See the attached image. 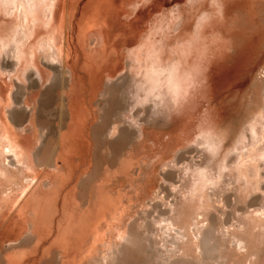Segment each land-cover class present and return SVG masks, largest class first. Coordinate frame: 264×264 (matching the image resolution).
<instances>
[{"label":"rangeland","instance_id":"374dc122","mask_svg":"<svg viewBox=\"0 0 264 264\" xmlns=\"http://www.w3.org/2000/svg\"><path fill=\"white\" fill-rule=\"evenodd\" d=\"M6 1L0 0V40L6 35H9L7 37L12 40L18 35L19 30L22 31L19 29V18L21 17L19 15L21 14L18 12V8ZM85 2L86 0H73V8L76 10L74 12L75 26L71 33V40L75 49H72L73 52H69V59L71 58L69 63L71 64L61 62L58 58H51L50 60L48 57L47 59L45 57L47 48L44 47L43 50V46L41 48L37 47L39 55L36 52V57H41L40 60L38 58L39 62H41L40 64L38 62L39 67L28 61L30 54L27 60L25 58L24 65L22 64L21 66L20 61L11 50V47L14 46L13 43H11L13 45L10 48L8 47L3 52H0V81L4 86L5 96V99L0 102V112L12 121V129L15 135L25 138L23 146L26 149L27 160L32 166L27 173L30 179L27 182V194L22 197L24 193H20V191L15 193L12 200L7 202L0 212V264H8V261H11L9 259H14L10 264H21L23 261V264L31 262L34 264V260L35 264H49V261L52 262L51 264H57L58 256L63 257L65 254L64 249H66L65 234L62 227L68 220H71V216L72 219L80 216L86 208H90L92 214V218L88 221L97 223L104 228H106L107 224L117 221L112 219V213H114L116 208L119 210L125 208L123 225L127 224L128 227H134L133 230L136 231V234H132L133 236L131 235L132 237L130 236L129 240L125 242L123 254L118 256V260L106 261L102 262V264H160V261L163 264H169L174 258L179 261V264H264V129L259 130L260 132L255 134L251 130L250 124H247L249 129H244L245 134H243L241 142L238 144L240 149L234 150L229 155L230 167H225L222 172L219 170L217 160H213L206 145L201 142L204 131L214 127L211 118L217 122V120L226 117L228 114L229 110L226 108L223 98L234 97L233 99L236 98L242 103L241 100H243L245 94V97H247L246 89L248 90L251 87L252 81L255 80L254 75L256 76L259 68L264 66V61L259 63V68L256 71L252 72L251 69L245 75L249 79L248 85L246 84L245 86H243L242 82L246 78L242 76L234 79L233 83L232 81L228 83L224 76L229 69L224 67L225 69L221 73L222 66L221 69L219 68L220 70L218 69V71L216 70L215 73L210 75L212 77L209 78V91L205 86L193 93L192 97L187 99V102L186 98H184L186 95H183L187 92L185 88L182 92L183 94H181L183 98L179 100H173L169 96L162 99L161 96L159 98L157 92L155 93L158 97L156 94L154 96L152 91L153 96H151V92L148 93L150 94L149 96H146L147 92L145 93V90L147 91L149 88L143 90L142 88L144 87L139 88V86H142L143 81L140 82L141 74L137 72L138 69L135 66L131 50L135 46L138 47L141 41H144L148 33L156 27V23H158L163 14L177 8L178 4L187 5L188 1L117 0L116 9L110 11L109 14L111 39L110 45L105 50L106 52L103 50L105 46H103L104 43L99 36L98 25L96 24L91 28L92 24L88 26L83 21H81V24L79 23L80 11H82V6ZM156 3H161L159 9H156ZM190 8L191 6H189L187 11ZM201 9L205 10V7L197 8L195 11L191 8V12L194 14V21H196L195 16H200V11L203 12ZM78 24L82 27L80 28ZM78 28L86 32L87 29L89 30L86 34ZM81 33H84L83 36L86 34L87 38L86 36L85 38L81 36L79 37L80 40L79 38L77 39V36L82 35ZM135 36H138L137 42L132 44L131 40ZM25 39H22V41H25ZM83 39H85L86 44H84ZM176 39L178 40L179 38ZM77 40L79 41L78 43ZM177 40L173 39L175 42ZM85 47L91 48V50H88V53L91 54L90 56H86L88 53ZM33 49L36 51L35 47L31 50L33 51ZM110 49H113V52ZM95 50L96 52H94ZM40 53H42V56H40ZM101 53H106V55L103 54L105 60L102 59ZM108 54L111 55L109 56ZM91 56H96L97 61ZM91 58L92 60H89ZM98 58L101 59L99 63L98 60L100 59ZM129 60L134 61L131 66L129 65ZM92 61L95 66L96 63L100 64V68L99 66L95 67ZM102 65L104 67L101 73ZM67 66L72 69V72ZM92 67L95 70L92 69L90 71ZM39 68H42L44 72L39 71L41 70ZM40 72L44 76H41ZM87 72H89V75ZM92 73L95 75L91 76ZM87 75L89 81L87 80ZM129 75L132 77V87H129ZM96 76H98L99 80ZM93 79L96 83L91 81ZM90 81L91 83H88ZM81 82L84 84H81ZM86 83L88 84L85 85ZM224 84L228 85L229 88L226 85L224 86ZM72 85L74 88H72ZM89 86L91 88L95 87L91 90ZM231 87L233 88L232 90L230 89ZM87 89L89 90L86 93ZM224 89H226L225 92H223ZM228 89L231 93L237 89L239 91L237 90L238 94H235V96ZM81 90L83 95H81ZM139 90H142L143 97H141ZM94 91L98 92L97 94L95 93L97 96L93 93ZM75 92L78 99L74 94ZM262 93L264 95V89ZM70 94L73 96L72 99ZM91 95H94V98ZM81 96L82 99L86 100L80 101ZM216 96L222 97L217 99L221 100L220 103L215 100L214 97ZM73 100L74 103L72 102ZM77 100L80 103H84L85 108L83 103H81V106L85 110L82 107L80 109V103ZM84 101H87L89 105ZM149 101L157 106L151 111L150 117L145 114L147 109H143L144 104ZM241 105L237 106L240 107V111L237 112L240 116L237 113L235 115L238 122L241 114L243 115L246 112V108H242ZM82 110L85 111L84 113L87 112V114L93 110V112H90L89 117H93V119L95 117L90 130V132L92 131L90 134L92 139L89 144L84 143L82 140V143L79 141L81 132L79 129H75L77 114L80 111L83 113ZM6 113L9 114L6 115ZM71 116H74L72 117L74 119ZM141 117H143V121H141ZM208 121H210L209 125ZM70 125L72 127L69 128L68 126ZM136 125H139V127L137 128ZM73 130H79V135L76 134L77 131L74 132ZM2 131L3 127L0 128V132ZM72 134L76 138L78 137L77 141H74L75 144L73 143L74 146L72 144L73 140L70 139L73 136ZM79 142L84 146L81 147ZM90 143H92L91 148ZM78 148L83 149L79 150ZM67 149L71 151L69 158H73V163L77 165L74 167L78 168L76 171L74 169V172L70 168L71 165L66 164L64 159ZM75 149L76 151H74ZM74 152H76V155L73 154ZM82 155L85 157H82ZM242 166L248 172H253L251 185H247L240 178L239 171H243ZM197 169L200 170L198 171ZM201 169L205 170L201 171ZM206 170V173H213V176H218L216 177L218 179H214V183L208 185L206 189L208 193L211 194L212 192L211 195L214 200L210 204L205 205L204 211L203 209L190 208V212H192V217H194L191 220L192 225L196 223L198 218L199 225L208 226L209 231L207 230V234L211 237L202 246L203 248L200 247L198 249L200 252L197 251L196 244H192L190 247L191 252L184 253L182 249L186 241L184 231L178 225L172 227L167 222L174 215L173 209L176 211L180 209L181 211L189 208V200L186 199L190 197L188 195H191V186L194 180L198 178V174ZM71 171L73 174H71ZM197 171L199 173L195 174ZM80 172L82 173L80 175L81 178L77 179L76 175L81 174ZM90 200L91 204H89ZM74 206H79L74 208L76 211H68L69 214L65 213L67 212L66 208L69 207V210ZM17 207L19 208L16 209ZM70 212L74 214L71 213V215ZM175 213L177 214L178 212ZM64 214L66 215L63 216ZM196 214H199L197 218ZM160 218L166 220H160ZM111 220L113 221L111 222ZM157 220L160 222L158 223ZM62 221L65 223H63L64 225L59 224ZM165 221L167 222L165 223ZM156 222L157 224H154ZM158 224L163 225L160 226ZM248 225L251 226L253 232L246 233L245 229H247ZM154 227V232L149 229H154ZM167 227L170 229L171 237L168 236L169 230ZM173 229L176 231L174 232ZM135 231L133 232L135 233ZM194 231L190 233L194 234ZM147 232H149L148 234L152 232L155 235L151 233V236L153 235L152 239L153 237L155 238L151 239V242L148 237L146 238L148 241L144 237L142 238V236H146ZM57 233L59 236L61 235L60 238ZM139 236L143 241L139 242ZM250 236L252 241L250 245H252L253 250L251 248V250L247 251L238 244L237 239L248 240L249 238L246 237ZM131 238H133L132 241L130 240ZM95 242L99 243L100 240H95ZM62 243L64 244L63 246ZM153 244H157V248L154 249V252H151L153 249L151 245ZM160 245L162 248H160ZM158 247L161 249L162 254ZM169 248L174 250L170 251ZM84 249L85 244L82 245L80 243L74 251L79 255L80 250ZM36 252L40 253V255ZM166 253L168 256L171 255V257L165 258L167 256ZM16 254L19 256L21 254L20 257L21 259L24 258V260L21 261L20 257L17 258ZM22 254H24V257ZM12 255H16L15 257L21 262L17 259L16 261ZM52 256L55 257L56 261ZM120 256L122 257L121 259L119 258ZM160 258L166 259V261ZM28 259L29 261H27Z\"/></svg>","mask_w":264,"mask_h":264},{"label":"bare ground","instance_id":"6f19581e","mask_svg":"<svg viewBox=\"0 0 264 264\" xmlns=\"http://www.w3.org/2000/svg\"><path fill=\"white\" fill-rule=\"evenodd\" d=\"M116 1L115 0H99V1L98 0H86L85 4L82 6V11H80V17H79V21H80L79 23L80 24H81V21H83L84 24L85 25L87 24L88 26L89 25L91 26V24H92L91 28H93V26L96 24L98 25L97 27H98V31H99V36L101 37V39L104 43L103 46H105V48L103 47L104 51L110 45L111 37H110L109 25H110L111 20H110L109 14H110V11H112L113 9H116V7H117ZM187 1H188L187 5L184 6L182 4H180V5L178 4L177 8L171 9L166 14H163L161 19H159L158 23H156L157 25L155 24L156 27L154 26L155 28H153V30L148 33V35L144 39V41L143 42L141 41L142 43L140 42L138 44V47L135 46V48H133L131 50V52L133 54V56H132L133 60L135 61V66L138 69L137 72L141 74L140 82L143 81L142 86H139V85L138 86H139V88L144 87V88H142V90L145 88H149V89H147V91L145 90V93L147 92L146 96H149L150 94H148V93L152 91V92H154L153 95L156 94L155 92H157V94L159 95V98H160V96L162 99L167 97L160 92V89L162 87V77H163L165 72L169 73L166 83H167L168 89L170 91L169 97L171 99H173V100L182 99L183 96H181V94H183L182 92L184 91V88H185V90L187 89L176 79V72L179 69V61L173 63L172 67L170 69L163 66L162 62H161V58L166 51L171 53L172 55H176L178 53L183 54L186 51H189L191 49L192 42H194L198 38V34H197V36H194L192 38V41H185L184 43L180 42L181 39L183 38V34L186 33L187 31L191 30L192 24L195 22L193 20L194 14L191 12V8L194 11L197 8L200 9L203 7H205V10H209V11L212 10V9H208V5L205 2V0H196L197 2L195 0H187ZM6 2H8L10 4L12 3L14 6H16V8H18V10H19L18 12L21 14V15L18 14L19 16H21L19 18L20 19L19 29H21L22 31L19 30L18 35L15 36V38L12 37L13 38L12 40L7 37L9 35L4 36L0 40V52H3V50L7 49L8 47L10 48L14 44V46L11 47L12 48L11 50L14 52L13 54H15V56L20 61L19 63L21 64V66H22V64L24 65L25 58L27 60L28 56L30 54V57H29L30 59H28V61H30L31 64L39 67L40 66L39 64L41 63V62H39V60L41 57L40 58L36 57L37 56L36 54L38 53L37 47L41 48L43 46V50H44V47L47 48V53L45 56V57H47V59H48V57L50 58V60H51V58H53V59L58 58L59 61H61V62L63 61L65 63H69V60L71 59V58L69 59V54H70L69 52L72 51V49H75V47H73V43L71 40V36H72L71 33L74 30V26H75L74 25V21H75L74 12L76 10L73 8L74 7L73 0H7ZM225 3H226L225 16L227 19V23L224 25L223 31L225 32V36L227 38L224 39L220 43V47L222 50H226L227 48L231 47L232 50L230 53H227L223 57V59H221V60H219L213 64L211 71L209 72V78L212 77L210 75L215 73L216 70L218 71L219 68L221 69L222 66H223V68L221 69V73H222V70L225 69L224 67H228L229 70L227 69L228 72L225 73L224 77H226V79L228 80V83H230L231 81L233 83L234 79H237L238 76L240 78H241V76L245 77V75L248 74L249 70L252 69L251 70L252 72L254 70L256 71L259 68V63L264 61V0H225ZM79 4H81V3H79ZM160 6H161V3H156V5H155L156 9H159ZM189 6H191V8L189 11H187L189 9ZM216 7H218V6H216V5L213 6V8H216ZM201 10H203V9H201ZM205 10H203V11H205ZM120 12H121V10H120ZM138 12H140V11L138 10ZM201 12L202 11H200V14H201ZM117 13H118V11H117ZM139 17H141V16H139ZM196 17H197V15L195 16V18ZM207 19H208L207 16H201L200 23L201 24L206 23ZM192 20H193V23H192ZM80 24H78V26ZM85 25H84V27L87 28V26H85ZM79 27L81 28L82 26L80 25ZM91 28H89V29H91ZM89 29H87V32ZM81 30L83 31V29H81ZM77 32H79V31H77ZM83 32H85L87 34L86 31H83ZM11 34H12V32H11ZM81 34L82 35L78 34L80 36H77V39L81 36L83 38H85L86 34L84 36H83L84 33H81ZM24 38H26L25 41H22V39H24ZM86 38H87V36H86ZM137 38H138V36H135L131 40V43L135 44L137 42ZM176 38H179V39L177 40ZM173 39L177 40L174 44H173ZM79 40H80V38H79ZM84 40L85 39H83V41ZM73 41H75V40H73ZM115 41H116V38H115ZM28 42H29V44H28ZM78 42L79 41L77 40V43ZM81 42H82V40H81ZM84 42H82V44ZM93 42H94V40H93ZM11 43H13V44H11ZM84 44H86V42ZM1 45H2V48H1ZM90 45H91V43H90ZM33 47H35L36 51L34 49H33V51L31 50ZM89 47H91V46H89ZM86 49L85 50L87 51V53H88V50H91V48L90 49L86 48ZM43 50H42V53H43ZM77 50L78 49L76 48V51ZM111 51L113 52V49ZM39 52H41V51H39ZM94 52H96V50ZM131 52H130V54H131ZM42 53H40V56H42L41 55ZM77 53H78V51H77ZM122 53H123V51H122ZM103 54L101 57H102V59L105 60V58H104L105 56H103ZM111 54H108V55L110 56ZM120 54H121V52H120ZM38 55H39V53H38ZM72 55H73V53H72ZM80 55H81V53H80ZM88 55L90 56L91 54L88 53L86 56H88ZM104 55H106V53ZM35 57L37 58V60ZM71 57H73V56H71ZM91 57L95 58L96 56H91ZM38 58H39V60H38ZM96 58H95V60H96ZM110 58H113V57H110ZM98 59H100V58H98ZM89 60H92V58ZM108 60H110V59H108ZM118 60H119V56H118ZM99 61H101V59L98 60V63H99ZM38 62H39V64H38ZM44 62H45V60H44ZM89 62L91 63V61H89ZM94 62H93V64L95 66ZM65 63H64V65H65ZM84 63H85V61H84ZM117 63H119V62H117ZM69 64H71V63H69ZM114 64H115V62H114ZM72 65H73V62H72ZM99 65L96 63L95 67H97ZM41 66H43V64H41ZM88 66H89V64H88ZM100 66H99V68H100ZM67 67H69V66H67ZM70 67H71V65H70ZM73 67H74V65H73ZM103 67L104 66L102 65L101 70L103 69ZM244 67H245V69H244ZM42 68H39V69H41L39 71L44 72ZM93 68L94 67H92L90 71H92ZM106 68H107V66H106ZM106 68H105V71H106ZM108 69H109V67H108ZM93 70H95V69H93ZM55 71H56V69H55ZM83 71H85V70H83ZM87 71H88V68H87ZM96 71H97V69H96ZM96 71L95 72L93 71V72L97 73ZM71 72H72V69H71ZM102 72H103V70L101 71V73ZM87 73L89 75V72H87ZM94 73H92L91 76L95 75ZM90 74H91V72H90ZM40 75L44 76V75H42V73ZM88 75L86 76L87 80H88ZM102 75H104V74H102ZM96 77L98 79V76H96ZM96 77H95V79H96ZM250 77H251V75H250ZM254 77H255V80L252 81L253 83L251 84V87L248 88V90L246 89V91H245V93H247V97H245L246 94H245L244 98L242 97L243 98V100H241L242 103L239 102L240 100H238L236 98H235L236 100L233 99L234 97L229 98V96H228V97L223 98V101L225 102L224 104L226 105V108L229 110L228 114H227L228 116L226 115V117H223L220 120H217V122H215L216 120H213V118H211L209 116L214 123V124H212V125H214V127L212 129H209V130L206 129L204 131V134L202 135V141L201 142H203V144L206 145V148L209 150L210 155L212 156L213 160L214 159L217 160V164H218L220 172L225 170L224 169L225 167H228V166L230 167V162L228 160L229 155L232 154L234 152V150L240 149L238 144H239V142H241V138L243 137V134H245L244 129L247 128V124H250L251 130L255 134L260 132L259 130L264 129V98H263L264 95L262 93V91L264 89V66H261L259 68L258 74L256 76L254 75ZM240 78H238V79H240ZM245 78H246V79H244L245 81H243V79H242V81L244 82V83L242 82L243 86H245L246 84L248 85V83H249L248 82L249 79H247V76ZM91 81L94 82L95 80L93 79ZM91 81L88 83H91ZM88 83H86L85 85H87ZM95 83H96V81H95ZM81 84H84V83L81 82ZM89 85H91V84H89ZM225 85L226 84H224V86ZM226 86H228V85H226ZM77 87H79V86H77ZM77 87H76V89H78ZM94 87L95 86H93L92 88H94ZM232 87L230 88L231 90L233 89ZM72 88H74L73 85H72ZM92 88H91V86H89V89L92 90ZM223 88H226V87H223ZM228 88H229V86H228ZM89 89L86 90V93L88 92ZM78 90L80 91V89H78ZM142 90L141 91L139 90V92L141 93ZM225 90L226 89H224L223 92H225ZM237 90H234L232 93L230 90L229 91L232 95H235V94H238L239 90L238 91ZM81 92H82V90H81ZM152 92H151V96H153ZM78 93L80 94V92H78ZM86 93L84 92V94H86ZM93 93L97 94L98 92L94 91ZM71 94H73V93H71ZM74 94L76 95V92ZM74 94H73V96H75ZM81 95H83V92ZM158 95H157V97H158ZM183 95H186V92ZM73 96L71 95V99ZM219 96L214 97L215 100H217L218 98H220V99L222 98ZM91 97L94 98V95L93 96L91 95ZM80 98H79L80 101L86 100V99H82V96ZM184 98H186V96ZM4 99H5L4 86L0 81V102ZM77 99H78V96H77ZM246 100H247V102H246ZM220 101L221 100H217V103L218 102L220 103ZM72 102L74 103V100ZM84 102L87 103V101H84ZM81 103H83V102H81ZM81 103H80V109L82 107ZM90 104H92V103H90ZM240 104H242L241 105L242 108H244V107L246 108V112L243 115L241 114V117L239 118V122H238L237 117H235V115L238 111H240V109H239L240 107H237ZM70 105H69V107H70ZM85 106H87V105H85ZM91 106H93V105H91ZM75 107H78V106H75ZM83 107H84V103H83ZM83 107H82V109L85 110L84 109L85 107L84 108ZM0 108H1V103H0ZM76 109H78V108H76ZM83 110H82L83 113H81V111H80V113L77 114V119H76L77 121H75L76 127L75 126L74 127H75V129H79L81 132V134L79 136V137H81V139L79 141L81 143L83 141L84 143L89 144V142H91V139H92V137L90 135L92 133V131L90 132V130H91V127L94 123L93 120H95V117H94V119H93V117L92 118L89 117L90 112H93V110L90 111L88 114H87V112L84 113L85 111H83ZM8 114L9 113H6V115H8ZM91 115H93V114L91 113ZM237 115L240 116V114H238V113H237ZM72 117H74V116H71V118ZM210 118H208V119H210ZM72 119H74V118H72ZM209 122L210 121H208V125H209ZM11 123H12V121L0 112V128L3 127V131L0 132V212L2 211V209L6 205V203L9 202L10 200H12L15 193H18L19 191H20V193H24L22 197H24V195L27 194V191H28L27 190V182H29V180H30L27 173L29 172V169L32 167V166H30V164L27 160L26 149L23 146L25 138H20L21 136L18 137L17 134L15 135V133L12 129ZM68 127L70 128L72 126L70 125ZM71 129H74V128H71ZM247 129H249V128H247ZM79 130H76L77 131L76 134H78V135L80 133V132L78 133ZM76 131H74V132H76ZM74 132H72V133H74ZM72 135H71L72 137L71 138L69 137V138L73 140V142L71 141L72 144L73 143L75 144L74 141H77L78 137L76 138V136L74 134H72ZM74 144H73V146H74ZM91 144L92 143H90V148H91ZM82 146H84V145L81 144V147ZM82 149L83 148H80L79 150H82ZM74 151H76V149ZM69 153H71V151H70V149H67V152L65 155L66 157H64V159L66 161V164L71 165V167L69 166L71 168V170L73 171L75 169V171H76V169H78V168L74 167L76 165V163L75 164L73 163L74 162L73 158L72 159L69 158ZM73 154L76 155V152H74ZM84 155H82V157ZM88 162H89V160H88ZM209 169H211V168H209ZM242 169H243V171H239V175H241L240 178L243 181H245V183L247 185H251V183L253 181V172H248V170L244 166H242ZM203 170H205V169H203ZM203 170L201 169V171H203ZM77 171H79V170H77ZM198 171L196 173L195 172L194 173L198 174L199 173ZM73 172L71 174H73ZM206 172H207V170L198 174L199 175L198 178H196L194 180V182L191 186V189H190L191 195H188L190 197L186 199V200H189V204H190L189 208L188 209L182 208L183 210H181V211H180V209H179V211H176L175 209H173L172 212L174 215H173L172 219L169 218L171 220H169L168 222L165 221V223L167 222L168 225H170L172 227L174 225H178L179 228L184 231V233L186 235V241L182 246L184 253H187L188 251L191 250L190 247L192 246V244H196L197 251H198V249L200 247L204 246L208 242L209 238L211 237V236L209 237V234H207L208 226H205L204 224L199 225V221H198L197 216H199L200 213L196 214V218H197L196 223H193L194 225H192L191 220L194 219V217H192V212H190V208L196 209V210H202L203 209V211H204V209L206 208L205 205L210 204L214 200V198L211 195L212 192L210 194L207 192L206 189L208 188V185H210L211 183H214L213 182L214 179L215 180L218 179V178L216 179V177H218V176L215 177V176H213L214 175L213 173H212L213 174L212 175V174L206 173ZM220 172H219V174H221ZM80 175H82V173L77 174L76 178L77 179L81 178ZM72 179H73V177H72ZM74 180L76 181V179H74ZM77 182H73V183H77ZM189 194H190V191H189ZM186 197H187V194H186ZM69 202H67V203H69ZM89 204H91V200L89 201ZM74 205H76V203H74ZM15 206H17V205L15 204ZM76 206L72 207L73 209L70 208L71 210L70 209L68 210V208H69L68 207V208H66L67 210L64 209L67 212H65V211L64 212L66 214L67 213L69 214L68 211L74 212L73 210L76 211V209H74V208L79 207V206L78 207H76ZM18 208L19 207H17L16 209H18ZM79 210H80V208H79ZM72 212H70V214ZM175 212H178V213L176 214ZM14 213H15V211H14ZM129 213H130V211H129ZM66 214H64L63 216H65ZM72 214H74V213H72ZM73 216H75V215H73ZM112 216H113L112 219H114V220L116 219L117 221L112 223V224H110V223L107 224L106 228L99 226V224H97V223H91L88 221L92 218L90 208H86V210L78 217H75L72 219V216H71V218H70L71 220H68V222H66V224L63 221H62V223H60L61 222L60 221L59 224H61V225L63 223L65 224V225L63 224L65 227L64 226L62 227L64 229V234H65V244H66V249H64L65 254L63 257L58 256L57 261L55 260V257H54L56 255L52 256V258L54 257V260L56 261L57 264H102V262H106V261L107 262L108 261L110 262L112 260L115 261V259H117L119 255L123 254L125 242H127L129 240V238L132 234L135 235L136 231L133 230L134 227H132V228L128 227L127 224L123 225L124 216H125V208H122L120 210L118 208H116L114 213H112ZM164 216H166V215H164ZM66 217H68V216H66ZM165 218H167V216ZM162 219H164V218H162ZM162 219L160 218V220H162ZM164 220H166V219H164ZM112 221L113 220H111V222ZM159 222L160 221H158V223ZM190 222H191V224H190ZM163 223H164V221H163ZM154 224H157V222ZM158 225H160V224H158ZM161 225H163V224H161ZM129 226H131V225H129ZM192 226H194V227L192 228ZM58 227L60 228V226H58ZM58 227H57V231H58ZM152 228H149V229H151L154 232L155 227H154V229H152ZM168 230H169L168 236L171 237L170 229L168 228ZM243 230H244V228H243ZM133 231H135V233ZM173 231H174V229H173ZM191 231H194V234H191L190 233ZM245 231H246V233L253 232L251 226H249V225H248L247 229H245ZM148 233L149 232H147L146 236H142V235H140V236H142V238L144 237L145 239L148 237V239L151 242L153 239H155L154 237L152 239V236L154 234L151 232L153 234L151 236V233L150 234H148ZM181 233H182V231H181ZM39 235H40V233H39ZM148 235H150L151 237ZM180 235H182V234H180ZM58 236H59V234H58ZM60 236H59V238H60ZM140 236H139L140 241L138 240L139 242L143 241L142 239H140ZM247 236H248V234H247ZM176 237L178 238V236H176ZM135 238H136V236H135ZM183 238H184V236H183ZM246 238H249L248 239L249 241L244 240V239H237L238 244L240 246L244 247L247 251L251 250V248L253 250V247H251L252 245H250V244H252V241L250 239L251 236L246 237ZM57 239H58V237H57ZM95 240H98V241L100 240V242L96 243ZM130 240L132 241L133 238H131ZM131 241H129V242H131ZM247 241H248V243H247ZM250 241H251V243H249ZM45 242H46V240H45ZM155 242H157V241H155ZM63 243H62V246L64 245ZM80 243L82 245L85 244V249L82 251L80 250V254L77 255L74 250L76 249L77 246H79ZM58 244H60V243L58 242ZM155 245H156V247L154 248ZM176 246H178V245H176ZM151 247H153L151 252H154L155 251L154 249L157 248V244H153V245H151ZM160 248H162L161 245H160ZM160 248H159V250L161 252ZM176 248H178V247H176ZM202 248H201V251H202ZM174 249H175V247H174ZM174 249H171V250L173 251ZM169 250H170V248H169ZM198 252H200V250ZM167 253H166L167 256L165 258L171 257V255L168 256ZM37 254L40 255V253H37ZM161 254H162V252H161ZM22 255L24 257V254H22ZM124 255H125V251H124ZM15 256L12 255V257L15 258V260H16L18 257L21 256V254H20V256L17 255L16 256L17 258ZM27 257H25V259H27ZM35 257H37V256H35ZM8 258H11V257L9 256ZM8 258H7V261H8ZM119 258L121 259L122 257L120 256ZM20 259H21V257H20ZM160 259L166 261V259H162V258H160ZM9 260L13 261L14 259H9ZM17 260H19V259H17ZM22 260H24V258L21 259V261ZM38 260H39V258H38ZM11 261H8V264H10ZM27 261H29V259ZM34 261H33V263L35 264ZM46 261H48V260H46ZM30 262H31V260H30ZM117 262H119V261H117ZM23 263H24V261H23ZM23 263H21V264H23ZM42 263H44V262H42ZM51 263L52 262L49 261V264H51ZM12 264H14V263H12ZM29 264H32V262ZM46 264H48V263H46ZM160 264H163V263L160 261ZM169 264H179V261L174 258V260L170 261Z\"/></svg>","mask_w":264,"mask_h":264},{"label":"clouds","instance_id":"9594fccd","mask_svg":"<svg viewBox=\"0 0 264 264\" xmlns=\"http://www.w3.org/2000/svg\"><path fill=\"white\" fill-rule=\"evenodd\" d=\"M208 5V9L201 12L200 16L196 17V21L193 23L191 30L183 34L181 43L185 41H192L194 36L198 38L192 42V47L189 51L183 54L172 55L169 52H165L161 58L162 65L171 68L172 64L179 61V69L176 72V79L187 88V99L191 98L193 93L205 87L209 91V72L213 64L231 52V47L226 50H222L220 43L226 39L225 32L223 31L224 25L227 23L225 16V0H205ZM216 5L218 7L213 8ZM201 16H207V22L201 24ZM175 41H173V44ZM134 63L133 60H129V65ZM168 72H165L162 77V87L160 92L165 96H170V91L166 83L168 79ZM130 76L129 87H132V77ZM135 91V89H133ZM143 97V93H141ZM157 106L153 105L150 101L146 102L143 109H147L146 115L150 117L151 111ZM159 119V117H157ZM143 121V117H141ZM138 128L139 125H136Z\"/></svg>","mask_w":264,"mask_h":264}]
</instances>
